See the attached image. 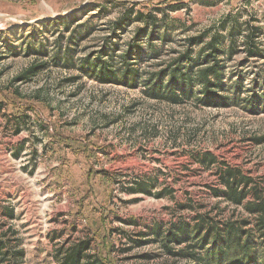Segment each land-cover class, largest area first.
<instances>
[{
  "label": "rangeland",
  "instance_id": "rangeland-1",
  "mask_svg": "<svg viewBox=\"0 0 264 264\" xmlns=\"http://www.w3.org/2000/svg\"><path fill=\"white\" fill-rule=\"evenodd\" d=\"M84 1L0 0V16L13 18L0 19V236L5 235L12 252L21 253L18 264H59L60 253L87 237L93 239L89 254L96 244L103 252L111 246L117 264H170L174 260L162 251L161 231L192 225L200 213L226 218L242 212L211 194L210 189L222 188L219 166L264 179V112L199 108L192 101L171 105L145 98L141 88L99 84L76 68L55 65L60 36L89 32L78 41L74 56L80 57L83 47L105 35L104 23L117 14L116 9L83 12L93 1H104L90 0L85 9L65 16L75 14L80 24L68 30L49 24L59 19L54 15ZM182 1L189 7L172 14L180 23L171 43L158 41L159 63L145 58L141 66L151 70L170 59L173 49H182L185 36L229 15L239 47L224 57L226 78L230 84L240 79L242 98L254 81L256 90H264V34L256 56H247L241 43L244 22L264 33V0H213L207 6ZM134 27L122 32L123 40ZM142 45L147 48V41ZM42 63L45 67L31 80L14 81ZM204 154L214 156L216 164L202 166L197 159ZM136 182L168 194L155 198L127 192Z\"/></svg>",
  "mask_w": 264,
  "mask_h": 264
},
{
  "label": "trees",
  "instance_id": "trees-1",
  "mask_svg": "<svg viewBox=\"0 0 264 264\" xmlns=\"http://www.w3.org/2000/svg\"><path fill=\"white\" fill-rule=\"evenodd\" d=\"M212 1L197 0L194 4L207 6ZM188 7L182 0L138 3L93 1L83 12L98 10L97 14H103L117 10L116 16L104 23L105 35L83 47L84 54L75 57L76 47L89 32L79 35L77 30H71L67 37L57 39L53 63L66 69L76 68L99 84L141 88L145 98L171 105L192 101L199 108L238 106L251 114L264 112V90H256V81L251 91L242 98L240 79L230 84L231 79L226 78L224 73L226 58L239 47L235 20L229 15L216 26L196 35L185 36L182 49H173L170 59L161 60V64H158L161 54L158 41H161V46L171 43L173 33L178 29L174 30L176 24L180 23L178 17L172 14ZM78 22L74 14L50 21L49 24L60 23L68 30ZM229 24L232 25L227 28ZM46 25L47 22L40 23L39 27ZM132 26L135 27L131 37L123 40L122 32ZM31 29L37 30V26ZM242 31L241 43L247 56L260 54L258 43L261 41L258 39L264 34L262 28L252 26L247 21ZM144 40L147 41V48L142 45ZM37 45L43 50L42 44ZM31 48L29 43L27 50ZM145 58H152L158 63L151 70H146L141 66ZM45 64L30 66L14 81L31 80ZM197 161L205 168L217 162L211 154H204ZM216 174L222 188L210 189L211 194L240 208L242 212L226 218L211 212L200 213L195 216L192 225L180 223L161 231L162 251L173 258L174 262L170 264H264V179H255L243 174L239 168L227 165L219 166ZM126 191L155 198L168 194L164 188L153 193L148 185L141 182H136ZM4 238L5 235L0 236V264H18L21 253L12 252L10 242ZM91 243L93 239L87 237L85 241L66 249L60 253L59 264H117L111 259V246L103 252L96 244L95 253L89 254L87 250Z\"/></svg>",
  "mask_w": 264,
  "mask_h": 264
},
{
  "label": "water",
  "instance_id": "water-1",
  "mask_svg": "<svg viewBox=\"0 0 264 264\" xmlns=\"http://www.w3.org/2000/svg\"><path fill=\"white\" fill-rule=\"evenodd\" d=\"M89 2H90V0H85L78 7H74L72 9H70V10L65 11V12L58 13V14L54 15V17L55 18H61V17H65L67 15H70L72 13H76V12H78L80 10L85 9L89 5ZM0 19L8 20V19H13V18H11V17H5V16H0ZM42 20H45V19H39V20H36V22H39V21H42Z\"/></svg>",
  "mask_w": 264,
  "mask_h": 264
}]
</instances>
